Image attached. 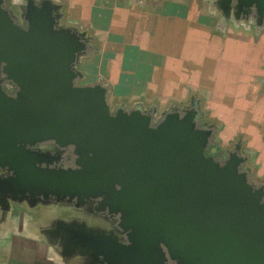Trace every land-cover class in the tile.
Listing matches in <instances>:
<instances>
[{
  "label": "water",
  "instance_id": "water-1",
  "mask_svg": "<svg viewBox=\"0 0 264 264\" xmlns=\"http://www.w3.org/2000/svg\"><path fill=\"white\" fill-rule=\"evenodd\" d=\"M0 0V206L100 200L115 231L62 229L91 264H264V186L238 152L207 154L213 132L195 108L155 123L139 109L111 110L102 84L80 86L88 40L61 24L51 0ZM223 27L264 25V0H211ZM16 88L14 96L4 84ZM72 148L74 169L43 167L38 147Z\"/></svg>",
  "mask_w": 264,
  "mask_h": 264
},
{
  "label": "crops",
  "instance_id": "crops-1",
  "mask_svg": "<svg viewBox=\"0 0 264 264\" xmlns=\"http://www.w3.org/2000/svg\"><path fill=\"white\" fill-rule=\"evenodd\" d=\"M51 1L59 7L62 25L88 31L97 43L111 42L108 51L112 54L102 58L100 70L117 93L155 90L171 97L184 87L195 90L200 86L208 93L207 99L219 101L221 108L237 105L235 87L230 94L221 86L213 88L224 81V68L229 66L235 69L229 74L234 76L231 81H242L237 68L243 63L237 62L241 58L237 51L229 52L227 38L211 32L212 19L202 13L209 10V4L195 0ZM22 2L9 0L8 6L17 13ZM230 38L237 43L238 36ZM57 222L51 204L8 200L7 208L0 206V264H91L85 254L69 249L55 227Z\"/></svg>",
  "mask_w": 264,
  "mask_h": 264
},
{
  "label": "rangeland",
  "instance_id": "rangeland-1",
  "mask_svg": "<svg viewBox=\"0 0 264 264\" xmlns=\"http://www.w3.org/2000/svg\"><path fill=\"white\" fill-rule=\"evenodd\" d=\"M195 1L210 5L209 10L202 13L212 19L211 32L227 38L229 52L237 51V54L239 53L238 55L241 56L239 58L237 55L239 58L237 62L243 64L237 69L240 70L238 74L242 72V81H231L234 76L230 75L234 72V68L229 66L224 68V81L217 86L213 85L214 89L221 86L227 92L226 94L231 93L232 87L237 89V105L233 106L234 109L225 105L221 108L219 101H209L208 93L205 88H199L200 86H197L195 90L191 87H184L178 96L171 97L158 95L155 90L145 91L144 95L128 91L119 92L125 94L117 93L102 78L100 70L102 58L107 57L108 53L112 54L108 51L112 47L111 42L97 43L88 31L74 28L84 34L88 40L87 52L79 58L76 65V71L82 75V79L77 82V85L102 84L108 89V103L111 110L139 109L145 113H152L155 123L171 111L183 113L195 108L198 112L199 127L213 132L211 137V146L213 147L208 150L207 154L210 156L216 154L218 156L216 159L225 161L231 153L238 152L245 158L241 169L248 174L250 182L256 187L264 186V25L257 27L254 20L248 19L237 23L232 21L223 27L220 16L212 9L211 0ZM231 36H238L237 43L234 42L235 39L230 38ZM239 37L243 38L239 39ZM104 48L105 50H103ZM225 99L223 101L227 104L228 98ZM52 206L58 211L59 216L56 215L58 220L64 223L75 220L89 229L93 228L98 232H111L107 224L92 219L80 211L65 213V210L62 209V213H60V208L56 204Z\"/></svg>",
  "mask_w": 264,
  "mask_h": 264
},
{
  "label": "flooded vegetation",
  "instance_id": "flooded-vegetation-1",
  "mask_svg": "<svg viewBox=\"0 0 264 264\" xmlns=\"http://www.w3.org/2000/svg\"><path fill=\"white\" fill-rule=\"evenodd\" d=\"M8 6V4H7ZM4 90L9 93L10 96H14L16 93V88L11 84V83H5L4 84ZM38 150L46 154L50 157V161L47 164H43V167H49V168H65V169H74L75 167V158L76 156L74 155L73 149L72 148H65V149H60L56 147L53 143H45L41 146L38 147ZM44 203L47 204H56L60 208V213H62V209L65 210V213L73 211L77 212L80 211L83 214L91 217L92 219H96L98 221H102L105 224L108 225L109 230L115 231L117 228V223H118V218L115 216H109L106 211H101L100 209V200H93L90 202H87L85 204L87 205H82L79 207L75 206V202L68 203L67 201H60L57 202L55 199L50 198L47 201H43ZM91 203V204H89ZM52 212L54 214V218L58 220L59 218L56 217L58 215L57 209H54L52 206ZM59 216V215H58ZM72 222H62L61 220H58V222L55 224V227L58 228V230L61 232V234L64 236L62 233V229H65V227L68 226H73L74 224L78 228H85L86 230H92L96 231L93 228H87L83 224L76 222L75 220H70ZM79 223V224H78ZM102 232V231H100ZM103 233H108V232H103Z\"/></svg>",
  "mask_w": 264,
  "mask_h": 264
},
{
  "label": "trees",
  "instance_id": "trees-1",
  "mask_svg": "<svg viewBox=\"0 0 264 264\" xmlns=\"http://www.w3.org/2000/svg\"><path fill=\"white\" fill-rule=\"evenodd\" d=\"M212 147H213V146L210 145L209 148H208V150L212 149ZM212 156H213L215 159L218 157L216 154H215V155L213 154Z\"/></svg>",
  "mask_w": 264,
  "mask_h": 264
}]
</instances>
